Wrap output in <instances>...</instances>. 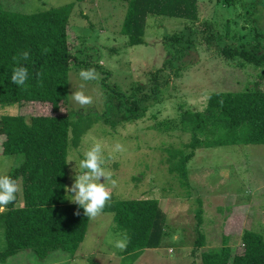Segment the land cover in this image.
<instances>
[{
    "label": "rangeland",
    "instance_id": "obj_1",
    "mask_svg": "<svg viewBox=\"0 0 264 264\" xmlns=\"http://www.w3.org/2000/svg\"><path fill=\"white\" fill-rule=\"evenodd\" d=\"M198 1L199 21L150 14L146 42L130 45L122 32L126 0H0L1 8L21 13L75 3L70 37L77 38V48L84 51L88 61L86 66L83 63L84 66L70 69L66 109L72 123L83 121L86 130L78 147L69 144L67 187L74 181L83 151L93 139L99 140L105 149L104 166L117 180V186L111 189V200L156 198L167 213V233L161 246L146 249L134 261L124 255L125 249L119 250L109 243L125 233L116 229L112 213L103 212L90 220L75 253L55 251L42 262L31 250H25L0 264H203L202 251L220 247L223 234L231 236L234 252L241 253V233L264 227V144L197 149L187 163L190 180L186 185L177 172L168 169V153L164 149L183 147L191 140V134L154 127L160 120L177 117L182 107L203 110L214 92L245 91L257 83L264 89V65L229 59L220 51L225 45L260 42L264 46V0ZM175 34H184L183 45L192 44L184 58L189 62L162 89L160 103L150 101L153 104L144 117L124 121L122 111L115 106L120 96L117 91L127 96L138 83L146 84L148 72L162 67L169 58L173 47L166 38ZM90 68L100 75L99 80L87 82L84 89L94 102L76 110L78 106L70 97L75 91L73 85L80 83L79 71ZM26 106L30 108V103H0V117L28 114ZM1 140L2 136L0 150ZM116 143L123 145L122 152L115 151ZM23 160V153H0V168L7 161L9 174ZM69 198L66 191L65 201L74 203ZM198 224L207 237L204 248L194 245L199 237ZM5 245L2 228L0 250Z\"/></svg>",
    "mask_w": 264,
    "mask_h": 264
},
{
    "label": "trees",
    "instance_id": "obj_2",
    "mask_svg": "<svg viewBox=\"0 0 264 264\" xmlns=\"http://www.w3.org/2000/svg\"><path fill=\"white\" fill-rule=\"evenodd\" d=\"M126 2L122 32L130 45L146 42L150 14L200 20L198 0ZM74 7L75 3H71L35 13L0 7V103L19 106L30 103V108L26 106L28 114L19 112L0 117V153L24 154L23 162L9 173L22 184L23 192L0 212V230L4 229L6 242L0 250V263L25 250H31L42 262L55 251L75 253L90 224L82 207L65 201L69 144L78 147L86 130L83 121L72 123L66 109L70 69L86 66L88 61L84 51L77 48V38L70 37ZM184 39V34L166 38L173 50L162 67L148 72L146 84L138 83L127 96L117 91L120 96L115 106L122 111L124 121L144 117L151 104L162 101V89L189 62L184 58L189 55L192 44L183 45ZM25 51L29 52V59L22 63L28 70V79L23 86H18L11 81L12 69L17 66L13 57ZM220 51L229 59L264 65V46L260 42L225 45ZM25 120L30 122V127ZM154 127L191 134V140L183 147L164 149L168 153V169L177 172L187 185L190 180L187 163L197 149L264 144V89L257 83L245 91L214 92L203 110L182 107L177 117L160 120ZM103 212L112 213L116 229L127 235L124 255L132 261L146 249L160 247L167 233V213L156 198L113 199ZM196 234L199 237L195 248H204L207 237L201 224ZM223 235L220 247L202 251L203 264H264V227L245 229L241 233V253L234 252L231 236Z\"/></svg>",
    "mask_w": 264,
    "mask_h": 264
},
{
    "label": "clouds",
    "instance_id": "obj_3",
    "mask_svg": "<svg viewBox=\"0 0 264 264\" xmlns=\"http://www.w3.org/2000/svg\"><path fill=\"white\" fill-rule=\"evenodd\" d=\"M47 52V49L44 50ZM29 59V52L25 51L19 57H13L16 67L12 69L11 81L23 86L28 79V70L22 63ZM80 83L73 85L75 91L70 95L75 106L83 108L93 104V97L85 93L87 82L100 79L99 73L94 68L81 69L78 73ZM26 126L30 127L29 121L25 120ZM123 145L115 144V151L122 152ZM105 149L99 140L93 139L91 145L83 151V158L79 160L78 168H75L74 181L70 187L66 186L69 193V199L83 208L84 215L95 220L102 213L112 197V188L117 186V180L113 179V173L104 165L106 158ZM72 161V160H70ZM9 164L6 161L4 166L0 168V212H3L6 206L17 200L18 194H22V184L13 179L9 174ZM103 178V182H101ZM78 214V213H77ZM113 246L119 250L127 247L128 237L123 235L122 238L116 239Z\"/></svg>",
    "mask_w": 264,
    "mask_h": 264
}]
</instances>
